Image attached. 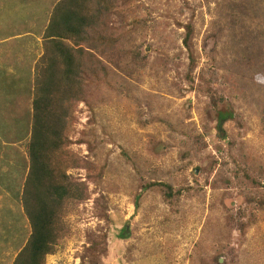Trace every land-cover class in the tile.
Segmentation results:
<instances>
[{"label":"rangeland","instance_id":"obj_1","mask_svg":"<svg viewBox=\"0 0 264 264\" xmlns=\"http://www.w3.org/2000/svg\"><path fill=\"white\" fill-rule=\"evenodd\" d=\"M131 1L140 22L112 52L116 76L70 113L65 174L83 199L61 211L44 264H264V0ZM61 3L0 0V264H12L30 234L21 190L31 86ZM110 17L99 20L110 27ZM188 22L191 72L181 43ZM132 48L135 64L124 51ZM210 96L234 114L220 135ZM151 178L180 194L164 199L145 187ZM102 233L106 244L82 261L88 238Z\"/></svg>","mask_w":264,"mask_h":264},{"label":"trees","instance_id":"obj_2","mask_svg":"<svg viewBox=\"0 0 264 264\" xmlns=\"http://www.w3.org/2000/svg\"><path fill=\"white\" fill-rule=\"evenodd\" d=\"M130 4L131 0H63L55 7L44 30V52L36 64L31 86L34 120L27 146L28 169L21 190L22 209L30 234L12 264H44L45 258L54 254L60 238L58 231L61 228L58 224L61 211H65V205L71 200L75 203L83 199L80 196L82 191L75 189V183L68 180L65 174L66 165L72 162L64 164L69 161L68 126H71L73 119L70 113L78 102L88 104L90 90L107 85L108 79L116 76L112 69L115 62L112 52L120 44L119 49L124 48V41L136 33L133 24L140 22ZM105 15L116 19L110 21V27L99 20L100 16ZM130 16L132 20L128 22ZM182 28L184 34L181 43L187 53L188 70L191 72L194 69L192 23L188 22ZM215 37L216 33L211 32L209 38L214 40ZM124 51L125 54L129 53V61L135 64L137 49ZM185 78L192 88L190 74L187 73ZM206 88L211 90L207 85ZM209 98L207 109L215 112V128L220 135L224 123L231 120L234 114L229 108L230 102L221 96ZM156 147L157 144L154 149ZM234 164L237 162L234 161ZM232 173L237 179L244 176L250 185L256 184L255 178L240 166H234ZM192 175L195 176L194 172ZM145 187L156 188L168 200L180 194L172 186L153 179ZM239 233L242 235L244 228H240ZM127 237L128 234L123 231L121 238ZM88 243L82 261L106 244V234L102 233L93 240L88 238ZM215 263H218L217 259L212 260V264Z\"/></svg>","mask_w":264,"mask_h":264},{"label":"crops","instance_id":"obj_3","mask_svg":"<svg viewBox=\"0 0 264 264\" xmlns=\"http://www.w3.org/2000/svg\"><path fill=\"white\" fill-rule=\"evenodd\" d=\"M63 5V4H62ZM60 9H62V8H60ZM61 11V10H60Z\"/></svg>","mask_w":264,"mask_h":264}]
</instances>
